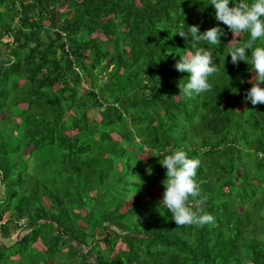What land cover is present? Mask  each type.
I'll return each mask as SVG.
<instances>
[{
    "label": "trees",
    "instance_id": "1",
    "mask_svg": "<svg viewBox=\"0 0 264 264\" xmlns=\"http://www.w3.org/2000/svg\"><path fill=\"white\" fill-rule=\"evenodd\" d=\"M218 24L220 44H197L211 90L179 94L195 49L176 33ZM233 36L211 0H0V236L24 228L0 264H264V104L229 53L250 32ZM179 148L213 223L177 227L160 202Z\"/></svg>",
    "mask_w": 264,
    "mask_h": 264
},
{
    "label": "clouds",
    "instance_id": "2",
    "mask_svg": "<svg viewBox=\"0 0 264 264\" xmlns=\"http://www.w3.org/2000/svg\"><path fill=\"white\" fill-rule=\"evenodd\" d=\"M211 5L215 8V19L227 25L234 38L238 33L250 32L251 38L240 46L230 48L229 53L234 65L238 66L241 61H246L254 73L247 81L252 87L247 90L245 100L250 101L253 106L264 104V46H254L258 39L264 45V0H236L234 6H230L229 0H211ZM188 27V33L181 30L176 34L185 40L190 35L195 52L179 55L180 59L176 61L174 68L178 72L187 73L189 77L186 84L179 83V94L193 97L210 91L212 84L209 83V77L219 71L211 51L197 47V44L205 41L210 45H218L225 32L219 24L203 32L199 25ZM160 163L167 170L166 179L161 182L165 191L160 202L171 213L177 227L213 223L214 216L202 211L206 202L200 187L203 181L196 179L200 159L190 158L185 148H179L166 155ZM147 170L151 174V167Z\"/></svg>",
    "mask_w": 264,
    "mask_h": 264
},
{
    "label": "rangeland",
    "instance_id": "3",
    "mask_svg": "<svg viewBox=\"0 0 264 264\" xmlns=\"http://www.w3.org/2000/svg\"><path fill=\"white\" fill-rule=\"evenodd\" d=\"M233 38H234V36H233ZM231 39V41H234V39ZM2 43L3 42H5V39H2V41H1ZM0 47H3L2 46V44H0ZM1 58H2V55H0V69H1V67H2V65L4 64V63H2L1 62ZM18 106L19 107H25V102H21V103H19L18 104ZM90 114H91V116L92 117H94V118H98V116H97V113H96V110H90ZM14 118V115H12V116H10V119L9 120H7V123H6V121H4L2 124H0V131L3 129V128H6L5 129V131H11V129H12V126H13V124H11V119H13ZM68 133L69 134H72L73 132L72 131H68ZM13 134H16V132L15 131H13ZM115 138L117 137L115 134L113 135ZM140 156H142V157H146L147 156V153L146 152H142V153H140L139 154ZM30 161H31V158H30ZM2 190V188H1V186H0V191ZM156 192H159V190L158 189H153V190H151V193H156ZM1 193V192H0ZM2 195H3V191H2V193H1ZM0 194V195H1ZM126 207V206H125ZM124 207V208H125ZM18 232H19V230L18 231H16V232H11V236H10V238H2L1 236H0V239L2 238V241H9V240H11L12 238H14V237H16L17 236V234H18ZM121 246H122V244H121Z\"/></svg>",
    "mask_w": 264,
    "mask_h": 264
},
{
    "label": "water",
    "instance_id": "4",
    "mask_svg": "<svg viewBox=\"0 0 264 264\" xmlns=\"http://www.w3.org/2000/svg\"><path fill=\"white\" fill-rule=\"evenodd\" d=\"M57 226V225H56ZM58 228V227H57ZM24 229V228H23ZM23 229L19 230L17 236H16V239H18V237L20 236V234L22 233Z\"/></svg>",
    "mask_w": 264,
    "mask_h": 264
},
{
    "label": "built area",
    "instance_id": "5",
    "mask_svg": "<svg viewBox=\"0 0 264 264\" xmlns=\"http://www.w3.org/2000/svg\"><path fill=\"white\" fill-rule=\"evenodd\" d=\"M63 35H64V33H63Z\"/></svg>",
    "mask_w": 264,
    "mask_h": 264
}]
</instances>
